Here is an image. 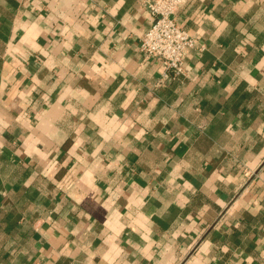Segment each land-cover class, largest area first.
<instances>
[{"label": "crops", "instance_id": "obj_1", "mask_svg": "<svg viewBox=\"0 0 264 264\" xmlns=\"http://www.w3.org/2000/svg\"><path fill=\"white\" fill-rule=\"evenodd\" d=\"M164 76L140 0H0V264H264V0H186Z\"/></svg>", "mask_w": 264, "mask_h": 264}, {"label": "built area", "instance_id": "obj_2", "mask_svg": "<svg viewBox=\"0 0 264 264\" xmlns=\"http://www.w3.org/2000/svg\"><path fill=\"white\" fill-rule=\"evenodd\" d=\"M140 1L153 19L140 41V51L146 58L161 60L165 77L171 73L183 74L186 53L198 47L202 49L198 40L175 19L186 0Z\"/></svg>", "mask_w": 264, "mask_h": 264}]
</instances>
